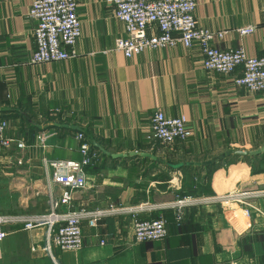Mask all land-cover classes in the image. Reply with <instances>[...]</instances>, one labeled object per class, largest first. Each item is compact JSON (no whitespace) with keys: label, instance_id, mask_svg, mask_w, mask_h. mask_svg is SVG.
<instances>
[{"label":"crops","instance_id":"crops-1","mask_svg":"<svg viewBox=\"0 0 264 264\" xmlns=\"http://www.w3.org/2000/svg\"><path fill=\"white\" fill-rule=\"evenodd\" d=\"M33 1L0 0V120L9 123L7 137L25 146L12 148L19 156L0 150V168L21 172L17 181L5 183L0 215L46 212L43 159L80 161L76 134H82L92 148L99 146L107 154L100 152L85 168L86 189L74 195L73 208L146 204L150 212L138 217L163 218L168 236L135 244L132 218L123 215L103 219L95 229L84 222L79 251L52 249L48 255L44 228L6 226L0 264H264V199L249 201L258 212L238 206L234 218L217 205L192 207L180 225L171 208L176 198L194 196L193 190L200 197L264 190V155L222 158L227 151H251L264 144V92L250 94L235 85L233 75L206 72L198 43L125 59L115 49V41L126 36L124 26L106 0H77L81 37L76 58L31 65L35 22L28 14ZM195 21L198 28L223 32L222 39L213 41L216 48L242 46L248 57L264 56V0H197ZM250 26L255 32L240 39L237 29ZM156 110L167 117L184 116L191 136L172 148L155 142L148 132ZM131 153H147L157 161ZM204 162L213 164L169 173L175 178V199L138 205L140 182L151 176L141 175L144 170ZM171 188L155 190L165 196Z\"/></svg>","mask_w":264,"mask_h":264},{"label":"built area","instance_id":"built-area-1","mask_svg":"<svg viewBox=\"0 0 264 264\" xmlns=\"http://www.w3.org/2000/svg\"><path fill=\"white\" fill-rule=\"evenodd\" d=\"M113 8L114 17L123 24L125 37L115 41V49L125 59L134 58L145 51L172 49L177 45L191 48L198 43L203 54L202 67L208 73L234 76L236 86L250 94L264 92V56L248 57L242 46L220 50L213 41L222 39L223 32L213 33L198 28L195 21L197 0H106ZM28 17L35 22L32 31L35 49L29 59L31 65H46L76 58V45L81 37L77 15V0H34ZM255 27L237 29L240 39L255 32ZM9 123L0 120V148L22 150L24 143L6 135ZM149 136L160 145L170 147L191 136L184 116L167 117L156 110L150 118ZM79 142L80 161L43 159L48 181V209L38 215H0V246L6 239V226L20 227L24 231L44 228L43 250L51 255L52 249L79 251L82 247L81 225L85 222L95 229L101 220L130 215L135 244L162 242L168 236L163 218L140 219L149 213L147 205L125 206L107 203L104 207L73 208L74 195L85 190V168L99 159V152L91 147L82 134ZM252 198L264 199V190L230 192L218 196L176 198L171 208L177 212L180 225L184 211L192 207L220 206L221 212L234 218L239 206L258 210L249 203ZM183 211V212H182ZM1 249V248H0ZM1 259V252H0ZM227 264H239L229 261Z\"/></svg>","mask_w":264,"mask_h":264},{"label":"rangeland","instance_id":"rangeland-1","mask_svg":"<svg viewBox=\"0 0 264 264\" xmlns=\"http://www.w3.org/2000/svg\"><path fill=\"white\" fill-rule=\"evenodd\" d=\"M172 148V147H170ZM2 155L6 156H19L20 152H17L16 150L9 148V149H0ZM175 164V163H174ZM151 175L145 180H142L140 182V188L142 190V193L140 195V200L141 202L139 204L143 203H149L151 205H158L161 203L168 202L170 200L175 199V194L176 192L173 190L174 188V177H169L170 171L165 168L164 165L161 167H157L155 172H151V170H144L141 175H145L148 173ZM11 174V175H9ZM19 175H21V172L19 170H13L12 173H9L5 171V169L0 168V206H3L5 204V200L3 199L4 197V192H5V183L7 182V186L11 183V180L13 179H18ZM173 181L172 185H168L170 182ZM172 186L171 190L167 192V195L162 196L158 194V192L155 190V188L159 187L160 189H163L165 186ZM147 191V192H146ZM195 197H200L199 194H201L200 191L198 190H193L192 192Z\"/></svg>","mask_w":264,"mask_h":264},{"label":"water","instance_id":"water-1","mask_svg":"<svg viewBox=\"0 0 264 264\" xmlns=\"http://www.w3.org/2000/svg\"><path fill=\"white\" fill-rule=\"evenodd\" d=\"M54 127H61L62 129H69L67 125H55ZM96 151L99 153L107 154L103 149H101L99 146L94 145L93 147ZM264 155V144L256 149L251 151H242V150H236V151H227L222 158H229V157H236L240 159H246V158H254L258 156ZM116 159L123 158L121 155H114ZM130 157H137L141 158L143 160H151L153 162H156V158L154 156H151L147 153H131ZM213 163L211 162H204V163H178V164H166L165 167L171 172V173H179L187 169H200L204 167H209Z\"/></svg>","mask_w":264,"mask_h":264},{"label":"trees","instance_id":"trees-1","mask_svg":"<svg viewBox=\"0 0 264 264\" xmlns=\"http://www.w3.org/2000/svg\"><path fill=\"white\" fill-rule=\"evenodd\" d=\"M94 149V148H93ZM190 196V195H189Z\"/></svg>","mask_w":264,"mask_h":264}]
</instances>
